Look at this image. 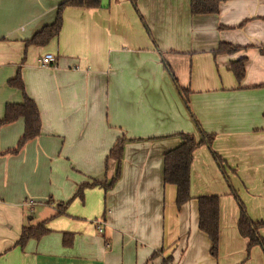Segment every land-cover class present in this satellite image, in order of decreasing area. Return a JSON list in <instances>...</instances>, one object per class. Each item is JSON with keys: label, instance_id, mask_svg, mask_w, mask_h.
<instances>
[{"label": "crops", "instance_id": "0c3cea01", "mask_svg": "<svg viewBox=\"0 0 264 264\" xmlns=\"http://www.w3.org/2000/svg\"><path fill=\"white\" fill-rule=\"evenodd\" d=\"M62 1L0 0V118L22 100L7 85L19 70L41 122L17 154L5 151L23 120L0 126V264H264L259 245L246 256L237 230L238 201L264 222V0H220L204 15H192L189 0H99L65 7L58 35L26 46ZM221 42L238 50L215 54ZM48 52L55 66L41 67ZM239 57L237 82L228 64ZM178 133L212 135L193 153L180 208L162 178ZM122 136L115 184L76 194L113 176L107 155ZM202 195L219 197L215 257L198 229ZM39 222L45 234L15 244Z\"/></svg>", "mask_w": 264, "mask_h": 264}, {"label": "trees", "instance_id": "16d2710c", "mask_svg": "<svg viewBox=\"0 0 264 264\" xmlns=\"http://www.w3.org/2000/svg\"><path fill=\"white\" fill-rule=\"evenodd\" d=\"M130 1L133 4L135 3V0ZM219 2L220 0H189V11L192 15L215 14L219 10ZM99 5V0H63L57 6L54 20L25 40V45L44 46L52 38L56 37L61 29L62 12L65 7H97ZM237 50L236 46L221 42L214 53L231 54ZM245 60V57H239L236 60H231L228 64V69L233 73L237 82H240L244 76ZM7 85L18 90L22 96L20 102L6 103L3 115L0 118V126L12 123L19 118L23 120V131L15 146L5 151L8 154H17L27 142L39 135L41 122L35 102L25 93L19 70H17L12 78L7 80ZM181 92L182 95L186 96L185 91L181 90ZM178 137L180 138V143L163 154L162 178L165 184L175 186V204L177 208H180L191 198L189 193V171L193 153L202 144L210 146L212 135L202 134L197 138L192 134L178 133ZM127 140L124 136L118 138L108 152L107 159H112L116 163L113 176L110 179H105L103 182L92 181L91 183H82L76 194H81L85 188L93 185H100L106 190L115 184L120 175V160L123 145ZM212 154L219 163H222L216 152H212ZM196 203L198 229L208 237L210 242L209 252L215 257L217 255L219 236V197L217 195L198 196L196 197ZM238 206L237 230L241 236L247 239L246 256H248L250 248L254 245H259L264 254V238L260 235V229L264 228V222L251 220L240 201H238ZM46 231L44 222H39L35 226L22 227L15 244L22 246L27 239H37L45 234ZM163 264H167L165 259L163 260Z\"/></svg>", "mask_w": 264, "mask_h": 264}, {"label": "built area", "instance_id": "2783aa9c", "mask_svg": "<svg viewBox=\"0 0 264 264\" xmlns=\"http://www.w3.org/2000/svg\"><path fill=\"white\" fill-rule=\"evenodd\" d=\"M55 56L53 53H44L40 56L38 63L41 67L55 66ZM31 202H29L30 205ZM96 230L101 233L103 232V225L100 221L95 222Z\"/></svg>", "mask_w": 264, "mask_h": 264}]
</instances>
